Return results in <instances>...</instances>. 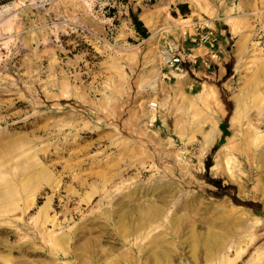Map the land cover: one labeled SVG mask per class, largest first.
<instances>
[{
    "label": "rangeland",
    "instance_id": "1",
    "mask_svg": "<svg viewBox=\"0 0 264 264\" xmlns=\"http://www.w3.org/2000/svg\"><path fill=\"white\" fill-rule=\"evenodd\" d=\"M255 2L0 0V264H264ZM205 18L218 58L165 78Z\"/></svg>",
    "mask_w": 264,
    "mask_h": 264
},
{
    "label": "built area",
    "instance_id": "2",
    "mask_svg": "<svg viewBox=\"0 0 264 264\" xmlns=\"http://www.w3.org/2000/svg\"><path fill=\"white\" fill-rule=\"evenodd\" d=\"M188 28L190 29L185 31L182 42L171 40L162 48L163 75L169 80L178 73L187 72V66L195 68L198 63H202L210 67L218 58L220 33L214 20L205 18L192 21ZM201 46L208 48L207 56L194 54V50Z\"/></svg>",
    "mask_w": 264,
    "mask_h": 264
},
{
    "label": "trees",
    "instance_id": "3",
    "mask_svg": "<svg viewBox=\"0 0 264 264\" xmlns=\"http://www.w3.org/2000/svg\"><path fill=\"white\" fill-rule=\"evenodd\" d=\"M124 2H129V0H123ZM131 13V19L133 21V24L135 25L137 31L143 36V37H148L149 36V32L148 29L144 26L143 22L139 19L137 14H134L133 11H130ZM227 76L232 75V68L231 65H227ZM225 103L227 104V106H230V103H228L227 101H225ZM231 115V111L230 109L228 110V115L226 117V122H228L229 118ZM215 149V148H214ZM212 164L208 163L207 167L209 168Z\"/></svg>",
    "mask_w": 264,
    "mask_h": 264
},
{
    "label": "crops",
    "instance_id": "4",
    "mask_svg": "<svg viewBox=\"0 0 264 264\" xmlns=\"http://www.w3.org/2000/svg\"><path fill=\"white\" fill-rule=\"evenodd\" d=\"M247 1L248 2H254V0H243V5H246V3H247ZM256 2V5L255 6H257L258 7V2H257V0H255ZM228 18H229V23L230 22H234V32H235V35H236V37H237V40H238V38H241L240 37V34H239V32H238V30H237V28H236V25H237V22L234 20V18L232 17V15H228L227 16ZM237 44V43H236ZM197 51L198 52H201V53H197ZM204 49L203 48H201V47H199V48H196L195 50H194V54H196V55H200V56H207V54H208V50H206V52H204Z\"/></svg>",
    "mask_w": 264,
    "mask_h": 264
},
{
    "label": "bare ground",
    "instance_id": "5",
    "mask_svg": "<svg viewBox=\"0 0 264 264\" xmlns=\"http://www.w3.org/2000/svg\"><path fill=\"white\" fill-rule=\"evenodd\" d=\"M230 25H234L233 24V22H230ZM241 108H240V106L239 105H237V106H235V109H234V112H233V114H231L232 116H233V119L235 118V117H238L240 114H241ZM213 129V131H214V128H212ZM212 137H214V136H212ZM261 161H264V159H262Z\"/></svg>",
    "mask_w": 264,
    "mask_h": 264
}]
</instances>
